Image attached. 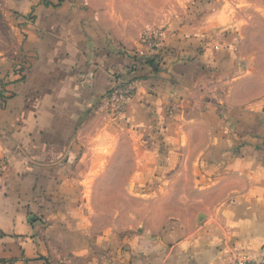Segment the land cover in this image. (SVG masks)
I'll return each instance as SVG.
<instances>
[{"label": "crops", "instance_id": "0c3cea01", "mask_svg": "<svg viewBox=\"0 0 264 264\" xmlns=\"http://www.w3.org/2000/svg\"><path fill=\"white\" fill-rule=\"evenodd\" d=\"M141 9L153 18L155 0H0L11 43L0 50V264L264 257V61L167 16L164 65L107 115L106 95L143 50L152 18ZM193 144V162L169 160ZM124 169L109 194L108 171ZM159 182L180 190L157 194Z\"/></svg>", "mask_w": 264, "mask_h": 264}, {"label": "rangeland", "instance_id": "374dc122", "mask_svg": "<svg viewBox=\"0 0 264 264\" xmlns=\"http://www.w3.org/2000/svg\"><path fill=\"white\" fill-rule=\"evenodd\" d=\"M156 10H153L154 17L151 14L148 15V11L141 9L135 11L141 21H146L147 18L151 21L145 26L146 31H156L157 36L152 38V42L157 45L155 48H161L164 51L168 49L164 46L165 35L163 34V21L167 19V16L175 19L177 24H182V27L186 30L187 34L198 35L203 33L216 32L220 36L230 35L236 46V51L242 50L245 52H254L255 60L254 64H259L264 61V0H155ZM151 13V11H150ZM0 33L5 34L4 27L0 26ZM143 32L141 33L140 41L143 47V51H147L145 42H143ZM4 45L10 47V42H0V50H4ZM168 52V51H167ZM133 89V94L134 95ZM132 99V98H131ZM128 104V103H127ZM123 107L121 111L113 112L111 107H105L104 113L107 115H121L125 112ZM105 105V103H104ZM198 131V130H197ZM196 139H194L195 142ZM180 139H173L172 144L179 145ZM164 143H162L163 145ZM131 141L126 136L123 138L121 147L123 148V158L118 159L119 162L124 164L128 161H132V154H130ZM162 157L164 155H161ZM170 161L182 160L189 163L195 160V145H191L188 151L185 148V153L171 154L169 155ZM161 159V158H160ZM130 171L124 170H111L108 171L106 178L108 179L107 187H105L109 194L119 188L115 183L120 177L127 178ZM187 174H191L189 170L185 171ZM179 170L170 171V175L167 177H178ZM163 176V171L157 175V177ZM156 177V176H155ZM153 192L157 194H163L172 190L173 193H177L180 190V186L162 185L160 182L152 186ZM145 189V188H144ZM124 194H134V187L127 186L124 188ZM113 202L105 203L108 208L111 209ZM118 205H123V216L126 221L129 212L133 208V202L129 199L117 202ZM178 205L177 202L172 203ZM104 203H101V207L104 208Z\"/></svg>", "mask_w": 264, "mask_h": 264}, {"label": "built area", "instance_id": "2783aa9c", "mask_svg": "<svg viewBox=\"0 0 264 264\" xmlns=\"http://www.w3.org/2000/svg\"><path fill=\"white\" fill-rule=\"evenodd\" d=\"M157 36L156 31H144L143 32V42L146 44L147 51H139L137 55L139 57H144L147 52L155 47L152 42V38ZM133 84L132 82H126L122 79H117L113 88L105 97V107H111L113 112L121 111L123 107L131 100L133 94ZM1 170V164H0ZM233 264H264V257L250 259L248 257H242L239 260L235 261Z\"/></svg>", "mask_w": 264, "mask_h": 264}, {"label": "trees", "instance_id": "16d2710c", "mask_svg": "<svg viewBox=\"0 0 264 264\" xmlns=\"http://www.w3.org/2000/svg\"><path fill=\"white\" fill-rule=\"evenodd\" d=\"M166 51L161 48H153L147 52L144 57H139L137 54L133 56L132 63L129 65L128 72L122 80L133 82L142 77V73L146 69L157 71L164 65V55ZM121 79V78H118ZM109 93V92H108Z\"/></svg>", "mask_w": 264, "mask_h": 264}]
</instances>
